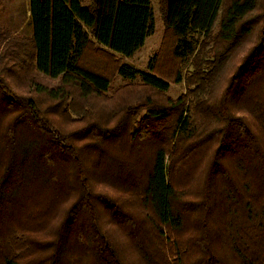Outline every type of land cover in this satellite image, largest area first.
Listing matches in <instances>:
<instances>
[{
    "label": "trees",
    "instance_id": "trees-1",
    "mask_svg": "<svg viewBox=\"0 0 264 264\" xmlns=\"http://www.w3.org/2000/svg\"><path fill=\"white\" fill-rule=\"evenodd\" d=\"M260 2L165 0L191 89L75 128L37 96H105L110 78L81 61L94 43L132 57L155 30L152 0H29L30 34L0 26V264H129L121 235L139 264H264ZM117 73L159 92L171 84L151 61Z\"/></svg>",
    "mask_w": 264,
    "mask_h": 264
},
{
    "label": "rangeland",
    "instance_id": "rangeland-1",
    "mask_svg": "<svg viewBox=\"0 0 264 264\" xmlns=\"http://www.w3.org/2000/svg\"><path fill=\"white\" fill-rule=\"evenodd\" d=\"M28 0H0V26H10L16 32L30 34L29 11L27 7ZM89 0H84V4H87ZM165 0H152L155 18V30L147 39L142 48H140L132 57L121 56L116 53H112L109 50L99 46L98 44H92L91 48L85 53L82 64L95 69L112 81L110 90L100 98H88L83 99L79 97L75 89L71 90V98L64 101H48L45 102L43 97L37 96L42 105L49 103V108L58 114V120L60 122L68 121L69 126L75 128L78 126H87L88 124L97 121L102 123L109 121L115 113L123 117L127 110L134 111L137 114L144 112V104L147 99V95L153 96L157 104L167 105L169 100L175 101L180 96H184L191 89V86L187 79L190 77L191 67L190 63H184L174 58L172 54V47L175 38L171 31L167 28L164 20V6ZM264 5V1L260 2ZM262 5L260 7H262ZM257 10L251 17H257L263 12V8ZM259 27L255 29V33L259 32ZM258 35L252 37V43ZM153 62L156 72L170 81V88L166 92H159L145 86L140 80L129 81L124 80L117 73V67L121 63H129L140 69L148 70L149 62ZM181 73V81L175 82V77L178 73ZM41 79L50 85L58 83V79H52L48 77H41ZM12 81V79H11ZM14 83V82H13ZM23 84L14 86L15 91L22 93L24 88ZM218 87H216L217 89ZM219 92V91H218ZM68 109V113H63ZM126 115H129L127 113ZM188 167L179 166L177 169V180L185 183L188 179L187 171ZM196 188H197V184ZM118 231H115L114 236L119 238ZM189 231H185L184 234H178L179 240L187 238ZM184 237V238H183ZM121 250L128 256L129 264H139L132 256L129 255L128 250L130 247L125 238L121 235L118 239ZM145 241V239H144ZM143 241V242H144ZM175 241V240H174ZM172 241V242H174ZM152 245L146 243L148 251L158 254L159 244L156 240L151 239ZM145 245V246H146ZM166 252V247H165ZM160 256L161 253H160ZM126 257V256H125ZM176 256H172L170 262L175 264ZM152 264V263H149ZM158 264H168L165 260L158 261Z\"/></svg>",
    "mask_w": 264,
    "mask_h": 264
},
{
    "label": "crops",
    "instance_id": "crops-1",
    "mask_svg": "<svg viewBox=\"0 0 264 264\" xmlns=\"http://www.w3.org/2000/svg\"><path fill=\"white\" fill-rule=\"evenodd\" d=\"M27 7H28L29 15H30V10H29V0L27 1Z\"/></svg>",
    "mask_w": 264,
    "mask_h": 264
}]
</instances>
